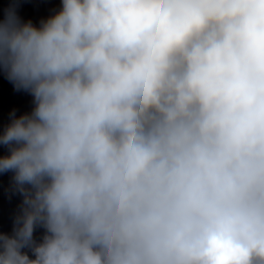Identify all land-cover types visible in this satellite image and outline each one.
Instances as JSON below:
<instances>
[{"label":"clouds","instance_id":"9594fccd","mask_svg":"<svg viewBox=\"0 0 264 264\" xmlns=\"http://www.w3.org/2000/svg\"><path fill=\"white\" fill-rule=\"evenodd\" d=\"M49 2L0 0V264H264V0Z\"/></svg>","mask_w":264,"mask_h":264}]
</instances>
